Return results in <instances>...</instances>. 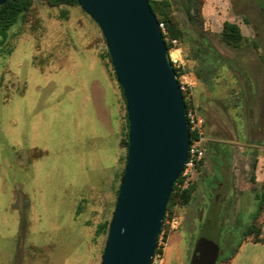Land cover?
Returning a JSON list of instances; mask_svg holds the SVG:
<instances>
[{"label": "rangeland", "instance_id": "obj_1", "mask_svg": "<svg viewBox=\"0 0 264 264\" xmlns=\"http://www.w3.org/2000/svg\"><path fill=\"white\" fill-rule=\"evenodd\" d=\"M152 1L170 4L182 62L174 67L203 119L206 149L190 202L175 201L165 215L152 264H191L206 227L224 264L254 238L244 234L264 193L255 181L264 157V0ZM225 23L240 27L241 47L222 41ZM128 132L98 24L80 5L34 0L0 33V264H101Z\"/></svg>", "mask_w": 264, "mask_h": 264}, {"label": "water", "instance_id": "obj_2", "mask_svg": "<svg viewBox=\"0 0 264 264\" xmlns=\"http://www.w3.org/2000/svg\"><path fill=\"white\" fill-rule=\"evenodd\" d=\"M76 2L103 33L129 123L127 161L101 264H152L188 159L185 100L149 0ZM219 254L218 238L206 227L191 264H216Z\"/></svg>", "mask_w": 264, "mask_h": 264}, {"label": "trees", "instance_id": "obj_3", "mask_svg": "<svg viewBox=\"0 0 264 264\" xmlns=\"http://www.w3.org/2000/svg\"><path fill=\"white\" fill-rule=\"evenodd\" d=\"M45 1L51 7H58L62 5H70V6L78 5L76 0H45ZM33 2L34 0H8L6 3L2 4L0 6V33L4 34L5 31H7L10 27H12L15 24L20 14L28 12L31 6L33 5ZM149 2L151 4V8L153 12L157 16L158 22L164 24L169 37L171 39L178 40L179 32L176 29L170 14L168 13V10L170 7L169 2L168 1H156L155 2L152 0H149ZM221 38H222V41L227 46L232 47V48L241 47L243 40H244V36L241 32L240 27L234 23H225L223 25V29L221 32ZM167 47L168 49H170L169 42H167ZM109 57H110V54H109ZM174 69L177 73V76H179L178 70L175 67ZM183 98L185 100L186 109H188L189 106L185 99L184 94H183ZM190 136L191 138L193 137L192 134H190ZM126 146L128 149V146H129L128 139L126 142ZM178 181H180V178L178 179ZM178 181L176 182V184L178 183ZM176 184L174 185L172 194L170 196V199H169V202L166 208V213L175 204V201L179 203L180 205H186L191 200L193 187L190 186L186 190L175 193L176 188H177ZM263 207H264V193L262 194L260 198L259 207L253 217L252 223L247 227L245 234H244L245 236H254V238L250 241L264 243V236L261 238V235L263 233H262V229L260 228V218L263 213ZM164 219H165V216H164ZM163 224H164V221H163ZM161 232H162V229H161ZM156 252H157V249L155 251V254Z\"/></svg>", "mask_w": 264, "mask_h": 264}, {"label": "built area", "instance_id": "obj_4", "mask_svg": "<svg viewBox=\"0 0 264 264\" xmlns=\"http://www.w3.org/2000/svg\"><path fill=\"white\" fill-rule=\"evenodd\" d=\"M159 27L166 42L170 43V49H168V52L173 66H175V64L179 66L182 62L179 56L181 49L179 47L178 40L171 39L168 36L167 30L163 23H159ZM179 85L181 91H185V85L183 83H179ZM186 110L190 134H192L193 137L191 138L190 142L188 159L180 176V181H178L176 184L177 188L175 193L181 192L190 187L192 176L196 172L199 165H201L203 162L206 152L203 119L196 113L194 109L188 107Z\"/></svg>", "mask_w": 264, "mask_h": 264}, {"label": "crops", "instance_id": "obj_5", "mask_svg": "<svg viewBox=\"0 0 264 264\" xmlns=\"http://www.w3.org/2000/svg\"><path fill=\"white\" fill-rule=\"evenodd\" d=\"M255 176L257 187L264 192V157H261L259 160ZM224 264H264V243L244 242L233 258Z\"/></svg>", "mask_w": 264, "mask_h": 264}]
</instances>
